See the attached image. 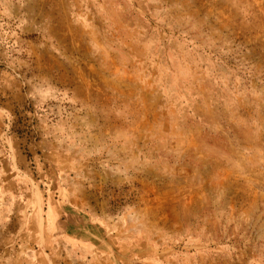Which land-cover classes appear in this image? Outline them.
<instances>
[{"label": "rangeland", "instance_id": "374dc122", "mask_svg": "<svg viewBox=\"0 0 264 264\" xmlns=\"http://www.w3.org/2000/svg\"><path fill=\"white\" fill-rule=\"evenodd\" d=\"M0 264H264V0H0Z\"/></svg>", "mask_w": 264, "mask_h": 264}]
</instances>
